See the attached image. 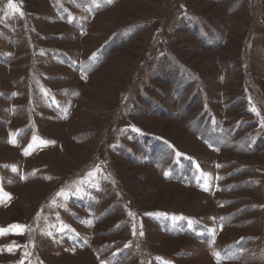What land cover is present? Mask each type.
Returning <instances> with one entry per match:
<instances>
[{"label":"rangeland","instance_id":"obj_1","mask_svg":"<svg viewBox=\"0 0 264 264\" xmlns=\"http://www.w3.org/2000/svg\"><path fill=\"white\" fill-rule=\"evenodd\" d=\"M12 2L0 264H264V0Z\"/></svg>","mask_w":264,"mask_h":264},{"label":"snow or ice","instance_id":"obj_2","mask_svg":"<svg viewBox=\"0 0 264 264\" xmlns=\"http://www.w3.org/2000/svg\"><path fill=\"white\" fill-rule=\"evenodd\" d=\"M109 2H110V0H109ZM8 7L14 8L12 0H8ZM10 142H13V141L10 140ZM25 154H27V150H26ZM2 201H3V194L0 193V202H2ZM23 231H24V226L11 225V226H9L8 229H0V235H5L8 232H12L13 234L21 235V234H23ZM141 235H143V233H141Z\"/></svg>","mask_w":264,"mask_h":264}]
</instances>
